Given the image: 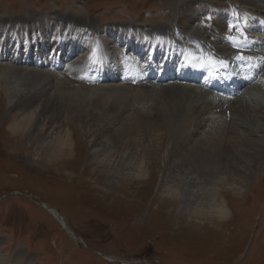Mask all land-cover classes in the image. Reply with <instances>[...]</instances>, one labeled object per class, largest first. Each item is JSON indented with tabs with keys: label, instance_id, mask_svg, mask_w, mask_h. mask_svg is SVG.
Instances as JSON below:
<instances>
[{
	"label": "rangeland",
	"instance_id": "rangeland-1",
	"mask_svg": "<svg viewBox=\"0 0 264 264\" xmlns=\"http://www.w3.org/2000/svg\"><path fill=\"white\" fill-rule=\"evenodd\" d=\"M183 3L184 0H0V19L6 20L0 26L13 28L17 24L24 25L30 19L31 23L48 27L50 30L45 29V34L58 33L67 40L72 38L70 34L63 33L67 26L55 31L56 26L60 27L59 20L64 22H60L63 25L71 24L69 26L73 27L74 34L79 33L77 38L84 37L81 36L84 34L82 30L87 28L82 29L83 22L88 27V22L92 20V26L100 32L92 37L87 35L85 39L89 46L92 45V38H103L100 34L106 31L101 30L111 26L123 29L129 35H135L130 30L137 27L154 30L159 26L169 37L175 25L174 10ZM54 18L59 20L54 23ZM175 33L179 39L185 37L181 32ZM22 44L24 41L20 46ZM97 47L102 60L115 62L119 48H114L112 41L107 39ZM89 48L85 47L86 52ZM86 52L82 49L72 60L80 63ZM219 53L225 57L224 51ZM107 55L112 58L108 60L105 58ZM4 63L0 61V69L6 68L7 63ZM261 78L256 87L259 96L251 100L247 95L241 98L243 107H264V73ZM117 87L115 92L126 87L136 90L133 92L137 94H144L143 97L154 106L152 114L147 109L145 116H153V127L162 143L160 146L173 145L177 151L185 152L193 144L200 145V138L207 129V114L202 113L198 121L200 124H192L186 130L175 122L155 120L153 111L161 106L159 101L161 104L165 100L175 103V99L165 93L170 86L135 87L110 83L101 85L100 89ZM5 116L6 108L2 106L0 264H121L106 257H118L127 264H264V156L252 165V174L242 182L239 192H230L224 184H217L232 211L231 223L216 226L218 230L210 226L201 229L186 224V218H181L175 206L164 198L167 196H161L158 162L150 168L153 172L150 182L142 183V186L128 180L111 179L89 160L88 145L78 141L76 155L71 162L63 167L51 166L36 156L42 153L41 147L30 134V137L25 135L19 140L9 133ZM233 118V124L231 120H226V123L236 126L234 129L238 128L239 133L249 134L238 127L247 124L246 117ZM142 119L144 123L150 120L147 117ZM224 133L227 134L220 131L218 135L223 136ZM257 136L260 137L259 134ZM222 157L226 159V156ZM221 158L220 162L225 163ZM219 169L224 172L226 167L223 165ZM224 173L218 178L224 177ZM51 210L59 214L72 234L80 240L67 234Z\"/></svg>",
	"mask_w": 264,
	"mask_h": 264
},
{
	"label": "bare ground",
	"instance_id": "bare-ground-1",
	"mask_svg": "<svg viewBox=\"0 0 264 264\" xmlns=\"http://www.w3.org/2000/svg\"><path fill=\"white\" fill-rule=\"evenodd\" d=\"M261 3L264 5V0L203 2L184 0V3L174 10L173 23L185 35L190 31L188 38L190 41L200 39L212 50H227L226 46H228L229 51L236 53L237 51L232 49L236 44L230 42V38L238 34V31L233 29L229 19L240 18L243 20L244 37H246L243 49H246L247 55H251L253 59L256 57L262 59L264 48L257 49L258 44H264L262 35L259 31H253L254 26L249 22L252 19L253 22H257L260 18L264 19V6H261ZM5 21L0 19V23ZM83 23V28H87V31L82 30L83 35L93 36L96 32H100L98 28L94 29L92 20L88 22V27L85 22ZM41 27L29 28L21 24L13 28L0 26V58L10 62L9 65L5 62L6 68L0 69V107L6 108L5 121L9 124V133L19 140L30 134L32 140L35 142L37 140L39 148L41 147L42 153L36 156L50 165L56 164L62 167L75 157L78 141L85 142L90 150L89 160L102 168L108 178L128 180L132 184L141 183V186L142 183L150 182L153 175L150 168H154V164L158 162L160 194L167 196L163 197L175 206L181 218H186V224L196 225L201 229L210 226L213 230H218L216 226L223 227L231 223L232 211L228 207L226 196L220 194L217 184L222 186L224 184L230 192H239L242 182L252 174V165L264 156V107H253V105L252 108L247 105L243 107L240 102V99L246 95L250 100L259 96V89H256L258 85L233 99L223 100L215 99L206 92H198L194 87L192 88L197 92L194 89L179 87L177 83L168 85L170 88L165 93H169V96L175 99V103L171 104L165 100L161 104L159 101L161 106L153 111L155 120L175 122L182 130H186L190 125L197 124L199 116L204 113L208 116L207 129L205 134H202L203 138H200V142L197 141L200 145L193 144L185 152L177 151L173 145L162 147L158 133L153 127V116H145L147 109L152 114L154 106L143 97L144 94L133 92L136 91L134 89L124 87L125 89H119L120 91L117 92L115 91L119 87L100 89L97 75L102 70L89 71L93 62L84 61L78 66L67 62L64 63V70L59 73L51 71V74L45 70L35 71L34 67H31V70L18 67L16 62L19 52L23 53L22 57H26L29 65L35 66L29 59L34 55L42 59L45 54L44 49L53 47L56 43L54 41L52 43L51 36L47 35L48 32L45 34ZM156 29H160L159 26L155 27L154 31ZM108 32H111V35H108ZM65 34L68 35L69 32ZM103 35L106 36L105 39H99L101 43L107 39L122 37L119 31L113 30H106ZM56 36L63 41L66 40L61 34L56 33ZM71 36L72 38L69 37L65 44L56 45L57 51H66L63 57L68 53L73 57L87 45L84 42L77 43V37ZM23 41L24 44L31 43L32 47L25 46L21 51L20 44ZM196 50L200 51L201 48ZM35 51L38 53L35 54ZM56 57V54L52 56L49 51L45 60H53ZM235 58L234 56L233 59ZM91 59L93 60L92 57ZM108 66L110 65L104 64L103 70ZM80 67L84 77L77 80L75 73ZM127 70L134 79L135 68H127ZM257 70H264V65ZM119 73L120 70L117 74ZM175 79V76L173 78L166 76L162 82L167 83ZM248 84L250 82L247 80L240 89ZM139 86L148 85L142 83ZM233 116L244 119L246 117L247 124L235 125H239V128L248 131L249 134L239 133L238 128L234 129L236 126L231 127L226 123V120H231L232 123ZM145 117L150 120L144 123L142 118ZM220 131L227 134L220 136L218 135ZM233 134L236 136L229 137ZM258 134L260 139L257 138ZM221 156H226L227 160L222 157L225 163L220 162ZM215 164L218 166L216 167ZM223 165L226 167L225 173L219 169ZM223 173L225 176L219 179L218 177ZM51 211L54 212L61 227H65V222L59 214L55 210ZM180 217L179 219L182 220ZM68 235L76 239L72 233ZM112 259L110 257L108 260L112 261Z\"/></svg>",
	"mask_w": 264,
	"mask_h": 264
},
{
	"label": "water",
	"instance_id": "water-1",
	"mask_svg": "<svg viewBox=\"0 0 264 264\" xmlns=\"http://www.w3.org/2000/svg\"><path fill=\"white\" fill-rule=\"evenodd\" d=\"M69 234L71 235V233L69 232ZM113 261H119V262H121L122 264H124V262L123 261H121L120 259H118V258H113L112 259Z\"/></svg>",
	"mask_w": 264,
	"mask_h": 264
},
{
	"label": "snow or ice",
	"instance_id": "snow-or-ice-1",
	"mask_svg": "<svg viewBox=\"0 0 264 264\" xmlns=\"http://www.w3.org/2000/svg\"><path fill=\"white\" fill-rule=\"evenodd\" d=\"M238 59H241L242 57H237Z\"/></svg>",
	"mask_w": 264,
	"mask_h": 264
}]
</instances>
